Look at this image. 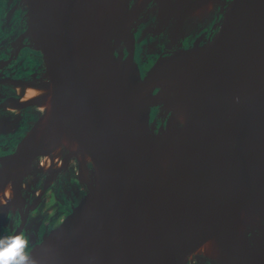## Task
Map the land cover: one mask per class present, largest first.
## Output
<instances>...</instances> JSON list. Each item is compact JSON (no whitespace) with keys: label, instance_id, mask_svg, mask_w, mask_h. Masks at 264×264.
Segmentation results:
<instances>
[{"label":"water","instance_id":"95a60500","mask_svg":"<svg viewBox=\"0 0 264 264\" xmlns=\"http://www.w3.org/2000/svg\"><path fill=\"white\" fill-rule=\"evenodd\" d=\"M31 2L60 104L99 161L93 179L84 171L92 186L29 255L35 264H158L231 211L264 204V142L255 141L264 138V0L238 7L243 26L219 40L163 50L146 75L137 31L126 26V13L113 19L110 0ZM107 31L119 38L121 59L103 46ZM215 47L225 54H213ZM199 54L212 72L171 138L165 116L174 75ZM220 237L233 254L254 255Z\"/></svg>","mask_w":264,"mask_h":264},{"label":"bare ground","instance_id":"6f19581e","mask_svg":"<svg viewBox=\"0 0 264 264\" xmlns=\"http://www.w3.org/2000/svg\"><path fill=\"white\" fill-rule=\"evenodd\" d=\"M241 1L110 0L109 9L115 21L126 13V26L137 31L139 24L148 17L147 14L141 16V11L147 4L153 2L154 7L149 8L148 12L155 13L157 20L150 31L151 36H159L167 29L168 38L175 45L182 38L186 39L184 36L191 32L195 21L208 18L218 3L222 4V8L226 5L224 12L226 15L231 9L233 10L235 2ZM239 38L240 35H237L229 40V43L235 44ZM118 40L117 36H113L108 31L103 34V46L110 52H117L118 58L121 59L124 49H119ZM202 40L203 36H198L194 42L195 46H198ZM211 52L217 56L225 54L218 47L213 48ZM205 58L202 54L188 56L180 62L179 69L174 75L171 94L173 108L165 116L166 131L171 138H176L180 133L199 89L212 72L213 63ZM20 82H14L12 85L19 97L15 99L13 96H8L5 107L8 110H18L27 106H39L42 112L17 143L15 150L1 158L3 180L0 179V183L2 182L3 185L0 187V207L6 206L15 211L22 210L26 204L27 196L23 192L27 191L28 186L27 184L23 185V181L26 179L23 169L27 167L28 172L35 169V166L39 169V159H31V157H26L27 155L42 154V160L48 173L45 184H49L54 174L62 169L66 162L80 151L82 146H88L84 134L60 104L55 76L38 84L31 82L30 84H35L34 86L28 82ZM25 85H29L31 88L28 89ZM157 121L158 117L154 115L150 123L153 133L157 130ZM70 124L75 132L67 128ZM255 141L264 142V138L259 133ZM59 152L63 154V157L57 161L54 159V155ZM34 178L36 179V177ZM36 193L37 190L32 197L30 208H36L39 203ZM2 218L0 213V222L3 220ZM221 235L236 244L248 247L254 255L245 257L233 254L223 245ZM260 254L264 256V204L263 202H254L231 211L214 224L173 245L158 264H188L192 255L207 258L214 264H264V258L260 257Z\"/></svg>","mask_w":264,"mask_h":264},{"label":"flooded vegetation","instance_id":"af4514ba","mask_svg":"<svg viewBox=\"0 0 264 264\" xmlns=\"http://www.w3.org/2000/svg\"><path fill=\"white\" fill-rule=\"evenodd\" d=\"M219 5L220 6L217 7L216 11L214 12L212 16H210V18L201 22L200 28L202 27L201 28L202 30L205 28L203 31H201V29H199L200 32L199 30L197 32L194 31L196 36L194 35V32H191L189 36H186V39L182 38L180 40L183 42V45L185 48H189L190 46L195 45L194 44L195 39L200 35L203 36V40L201 41L199 45H202V44L207 43L208 41L219 40L243 26L244 18L243 16H241L244 12L243 10H241V13H240L241 19H238L239 9L238 7H236L235 8L236 11L232 12L231 16H228L227 20L223 22L222 15L224 13L221 12V10H223L221 6L222 4H219ZM26 6L27 7H26L25 14L18 12L16 9H12L14 11L13 12L14 19L16 18V16H19L24 20L22 23L15 20L14 25L15 24L17 25L16 26L17 29L20 28L21 30H24L25 27H27L26 18L31 16L33 12L35 13L31 0H30L29 6L28 4ZM235 18H237L238 20L235 21ZM12 21L13 20H8L6 18L7 26H4V27L6 28L7 32L11 31L10 26H11ZM145 25H147V23ZM151 29H152V26L148 28L146 32V38L151 36L150 34ZM32 31L34 33L30 32V35H29V37L32 38V40L31 39L29 40L28 38L23 39L22 36L18 33V31L14 34V36L12 35L11 37L0 36V154L3 151L13 150L15 146L17 145V143L22 139V137L27 133V131L34 124L35 120L38 119L40 112H42L39 106H27V107H23L22 109H18V110H8V108L5 107V102L7 100V97L13 96L15 99L19 97L18 94L15 92V89L13 88L14 86H12L13 83L21 81V82H28L29 84L31 82H35L36 84H38L41 81L43 82L46 79L54 77L53 74L50 72V70L42 73L43 71L42 57L44 56V51L40 49L41 47H43L41 45L42 39H41V35L39 34L38 28H34L32 29ZM33 34H35V36H33ZM139 34L140 32L138 30L137 31V43H138L137 49H138V54L140 55V51H142L140 47L142 48L144 47V45L142 44V42L144 41L142 39L139 40ZM163 35H161L159 39L160 41L164 42ZM175 45H173L171 42L165 41L162 44V46H160L159 51L156 50V54L155 55L153 54L154 58L157 59V57L161 54L163 50L169 49ZM32 49H36V51L32 53V56L36 58L35 61H32V62H35V64L32 66V68H28L27 63L29 60H26L24 54H27ZM145 52H146V55L152 56V54H150L147 51V48ZM46 64H49V62L47 63L46 61ZM139 64L142 70L140 58H139ZM152 66L149 68V70L146 73L142 71V74L146 75L150 71ZM25 67L30 69L29 73L22 72V70ZM30 85L34 86L35 84H30ZM25 87H27L28 89L31 88L29 85H25ZM31 107H35L39 110L38 115L34 119H32V121L31 119H29V116L34 117V115L32 114L33 112L29 113L28 111V109ZM67 128L75 132L73 130L72 124H70ZM37 157H40V155L36 156L35 158ZM93 165H96V164L93 163ZM23 171H24V174H26L27 176V174L29 173L27 171V167L24 168ZM84 177H85V174H84ZM25 178L27 179V177ZM0 179L3 180L1 177V164H0ZM26 179L24 181H26ZM69 179L70 177H67L68 184H70ZM24 181H23V185L26 186L27 184L28 189L26 192H23V194L27 196L26 199H29V202L27 203L25 200L26 204L25 206H23L22 210H17V211L10 210L13 213L7 214L8 216L5 219V223H2V225L0 224V237L1 235L2 237L11 236L19 228V231L17 234H22L28 240L27 248H29L28 249L29 252L27 254L30 255L33 250H35L45 239H47L53 232H55L59 228L60 225L58 224V221H59L60 210L54 207L50 200L48 199L45 200L44 196L41 200H39L40 195H41V189H37V193H36V196L39 200L37 207L30 208L29 205L31 204L33 200L32 197L34 196V192L36 190L35 188L31 187L32 192H33L32 193L31 188H30L31 184L26 183ZM79 182L84 183L88 188L92 186V182H90L86 177H85L84 182L82 181H79ZM2 185L3 183L1 182L0 187ZM66 203H67L66 207L69 213L71 206L75 204L73 200L71 199H69ZM23 221H24V224H23ZM55 227H57V229L53 230ZM193 257L195 258V256ZM201 258L204 259L205 262H208V264H214L207 258H203V257Z\"/></svg>","mask_w":264,"mask_h":264},{"label":"rangeland","instance_id":"374dc122","mask_svg":"<svg viewBox=\"0 0 264 264\" xmlns=\"http://www.w3.org/2000/svg\"><path fill=\"white\" fill-rule=\"evenodd\" d=\"M248 1L249 0H242L241 2H238V3L235 2L233 4V10L231 9V11H229L226 15L225 14L222 15V21L225 22L227 20L228 16H231L232 12L236 11V9H235L236 7H239L241 9L243 6H245L248 3ZM27 4L29 6L30 0H0V30H2V31H0V36L11 37L12 35L14 36V34L18 31V33L22 36L23 39L28 38L29 40L30 39L32 40V38L29 37L30 32L34 33L32 31V29L38 28V22H37V18H36V15L34 12L31 16L26 18L27 27H25L24 30H21L20 28L17 29V27H16L17 25L16 24L14 25L15 20L19 21L20 23H22L24 20L19 16H16V18L14 19V15H13L14 11L12 9H16L18 12L25 14ZM219 4H221V3L217 4L215 10L210 14V16H212L214 14L217 7L220 6ZM152 7H154L153 2L147 4L144 7V9L141 11V16H145V14H147L148 17L145 19L144 22L140 23L138 28H137V31L139 30V32H140L139 40L142 39L144 41V42H142L144 47L141 48L142 51H140V55H139L141 66H142V71H144V73H146L149 70V68L153 65V63L156 61V58H154V55L156 54V50L159 51L160 46L165 41L170 42V39L168 38V30L167 29L164 30L159 36H156V37L149 36L148 38H146V32H147L148 28H150L151 26L153 27L156 23V20H157L155 13H149L148 12L149 8H152ZM222 9L223 10H221V12L224 13L226 10V5H225V7L223 6ZM210 16L208 18H210ZM6 18L8 20H13L11 23V26H10V29H11L10 32H7L6 28L4 27V26H7L6 25ZM208 18H206V19H208ZM205 20L195 21V23H194L195 26L193 27L191 32H194V31L197 32L200 29L201 22L205 21ZM144 23L145 24L147 23V25H144ZM141 25L144 26V29H143V26H142V29L140 28ZM203 30L201 29V31H203ZM191 32L189 34H187L186 36H189L191 34ZM199 32H200V30H199ZM161 35H163V37H164V42L160 41V39H159ZM33 36H35V34H33ZM142 36H144V37H142ZM186 36H184V37H186ZM137 45H138V43H137ZM146 48L150 54H152V55L154 54V55L153 56L145 55L146 54V52H145ZM40 49L43 50V47H41ZM34 51H36V49H32L27 54H24L26 60H29L27 63L28 68H32V66L35 64V62H32V61H35V59H36L34 56H32V53ZM42 60H43V64H42V67H43L42 73H43L45 71H49L51 67H50V64H46V61L48 63V60H47L45 55L42 57ZM28 68L25 67L22 70V72L29 73L30 69H28ZM28 111H29V113L33 112L32 114L34 115V117L29 116V119H31V121L39 113V110L35 107L29 108ZM41 156H42V154L40 155V157H37L35 159L36 160L40 159ZM62 157H63V154L61 152H59L58 154L55 153V155H54V159L57 161L61 160ZM87 157L89 158V159H87L88 161L86 160ZM93 163H95L99 166L97 153L88 144V146H85V147L82 146V148L80 149L78 154L76 156H72L68 160V162L62 167V169H60L59 171H57L54 174V176H53V178L49 184H45V181H46L45 179L48 178L47 171L45 173V172L39 170L37 166H35L36 168L32 169L27 174V176H26L27 179L24 182L30 183L31 187L35 188L36 190L41 189V195H40L39 200H41L44 196L45 200L46 199L50 200L52 205L60 210L59 221H58V224L60 225L62 223L64 217L68 214L66 202L69 199H71V200H73L74 204L76 205L81 200V197L83 196V194L87 190V186L84 183H81L77 180L78 179L77 178L78 170L82 169L84 172L86 169L90 173L91 177H94L96 175L97 171H96V168L93 165ZM33 176L36 177V179ZM67 177H71L70 184L67 183ZM34 179H35V181H34ZM10 210L11 209L7 208L6 206L0 207V213L3 216V218H2L3 220L0 222V224L5 223V219L7 216L6 214L12 213V211H10ZM55 229H57V227H55L53 230H55ZM28 249L29 248L25 249L26 253L29 252ZM259 256L264 258V256L262 254H260ZM189 264H208V262H205L201 257H195L194 258L192 255L191 259L189 260Z\"/></svg>","mask_w":264,"mask_h":264},{"label":"clouds","instance_id":"9594fccd","mask_svg":"<svg viewBox=\"0 0 264 264\" xmlns=\"http://www.w3.org/2000/svg\"><path fill=\"white\" fill-rule=\"evenodd\" d=\"M28 240L22 234L0 238V264H35L26 253Z\"/></svg>","mask_w":264,"mask_h":264},{"label":"crops","instance_id":"0c3cea01","mask_svg":"<svg viewBox=\"0 0 264 264\" xmlns=\"http://www.w3.org/2000/svg\"><path fill=\"white\" fill-rule=\"evenodd\" d=\"M78 154V153H77ZM77 154H75V155H73V156H76ZM41 159V161H42V164L44 165V161L42 160V158H40ZM87 159H89L88 157L86 158V160ZM88 161V160H87ZM91 161V160H90ZM68 162V161H67ZM66 162V163H67ZM87 166V165H86ZM95 167H98V165L96 164L95 165ZM44 169H45V173H46V167H45V165H44ZM77 178L80 180V181H82V182H84V180H85V177H84V172H83V170L82 169H79L78 170V172H77Z\"/></svg>","mask_w":264,"mask_h":264},{"label":"trees","instance_id":"16d2710c","mask_svg":"<svg viewBox=\"0 0 264 264\" xmlns=\"http://www.w3.org/2000/svg\"><path fill=\"white\" fill-rule=\"evenodd\" d=\"M95 166V165H94ZM39 170L45 172V169H44V165L42 164V161L41 159H39ZM85 173L88 177H90L91 179H93V177H91L90 173L85 169ZM69 181H71V177L69 179Z\"/></svg>","mask_w":264,"mask_h":264}]
</instances>
